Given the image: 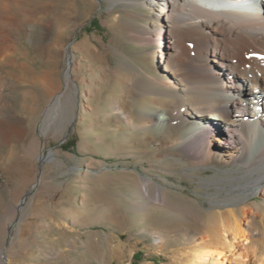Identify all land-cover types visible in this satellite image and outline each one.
Instances as JSON below:
<instances>
[{"label":"rangeland","instance_id":"374dc122","mask_svg":"<svg viewBox=\"0 0 264 264\" xmlns=\"http://www.w3.org/2000/svg\"><path fill=\"white\" fill-rule=\"evenodd\" d=\"M123 2L0 0V264H188L193 250L214 249L212 226L228 210L264 232V180L253 182L264 167L194 165L179 146L182 161L159 158L155 142L174 128L144 135L111 109L120 52L162 67L159 44L127 31L145 21L133 12H152ZM140 177L165 203L142 196ZM220 263L234 264L228 251Z\"/></svg>","mask_w":264,"mask_h":264},{"label":"bare ground","instance_id":"6f19581e","mask_svg":"<svg viewBox=\"0 0 264 264\" xmlns=\"http://www.w3.org/2000/svg\"><path fill=\"white\" fill-rule=\"evenodd\" d=\"M122 1L152 12H133L146 23L127 22V31L159 44L162 67H134L120 52L124 60L110 72L120 85L118 94L109 98L117 118L132 131L144 130V135L151 124L158 130L174 128L168 140L151 138L158 142L154 153L159 158L182 161L176 154L179 146L194 165L258 172L264 167V14L259 15L258 1L264 0ZM66 63L65 89L72 79L71 53ZM139 179L142 196L165 203L163 188L151 179ZM262 180L264 173L253 182ZM217 215L214 249L193 250L188 264H221L226 251L234 264H264V232L254 235L249 226L245 230L242 213ZM153 241L163 242L161 237Z\"/></svg>","mask_w":264,"mask_h":264},{"label":"water","instance_id":"95a60500","mask_svg":"<svg viewBox=\"0 0 264 264\" xmlns=\"http://www.w3.org/2000/svg\"><path fill=\"white\" fill-rule=\"evenodd\" d=\"M260 12L263 13L264 11L260 9ZM46 159H47V157L42 156V157L40 158V165H41L42 162H43L44 160H46Z\"/></svg>","mask_w":264,"mask_h":264}]
</instances>
